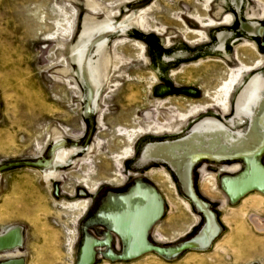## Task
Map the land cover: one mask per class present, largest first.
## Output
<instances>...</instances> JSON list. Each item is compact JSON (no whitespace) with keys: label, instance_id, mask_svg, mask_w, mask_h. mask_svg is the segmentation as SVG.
<instances>
[{"label":"rangeland","instance_id":"rangeland-1","mask_svg":"<svg viewBox=\"0 0 264 264\" xmlns=\"http://www.w3.org/2000/svg\"><path fill=\"white\" fill-rule=\"evenodd\" d=\"M237 75L223 112L216 104ZM251 81L264 98V0H0V168L8 167L0 237L16 230L21 239L0 251V264H82L87 241L89 264H264V229L253 224L264 222V190L228 191L250 164L191 167L192 191L218 235L205 249L168 256L197 238L207 217L167 161L146 157L196 134L203 146L216 140L214 151L248 137L256 102L244 115L236 106ZM209 121L225 132H203ZM186 151L181 144L172 154ZM254 164L264 170V149ZM153 169L156 185L129 175ZM137 188L156 194L162 210L146 250L129 255L131 238L109 216L144 207L122 200ZM192 217L182 236L169 227Z\"/></svg>","mask_w":264,"mask_h":264},{"label":"flooded vegetation","instance_id":"flooded-vegetation-1","mask_svg":"<svg viewBox=\"0 0 264 264\" xmlns=\"http://www.w3.org/2000/svg\"><path fill=\"white\" fill-rule=\"evenodd\" d=\"M233 84L234 82L232 80L226 84L227 87L224 95L225 103L222 106L225 109H227L228 107L227 99ZM255 97H256V85L252 84L244 94L242 100V108L248 109L251 102L255 101ZM263 116H264V101L260 100L258 103V111L252 115V126L250 129L249 136L240 141L231 140V148L228 149V151H226L225 148H219L217 151H214L212 147H204L198 150L197 144H190L188 145V148H186L187 151L182 156L175 157L172 154L175 147L167 149V147L164 145L161 151L156 149L153 154L160 156L162 159L167 161L174 168V170L178 172L180 178L184 183L185 190L188 194H191L190 192L191 167L201 159L218 161L222 159L241 158L244 159L248 164H250V166L253 169L252 176L250 179L244 182H231L228 184L229 192L233 196H238L245 189L251 187H259L264 189V170H262L260 167H257L254 164V157L256 155H259L264 149ZM196 139L197 137L194 136L193 143H196ZM136 197L141 198L145 201L144 207L138 209L134 213L127 212L121 215L109 216L113 225L116 226L119 230H122L126 235H128L131 238L129 255H136L146 250L147 248L146 232L150 224L153 223L152 221L155 220L160 215L162 210V205L159 202L157 195L155 194L151 195L148 192L143 191L139 188H137L131 195L123 198L122 200L127 206H129L130 200ZM203 208H205L204 204L200 206V209ZM261 222L259 226L260 229L263 228L262 223H264ZM8 233H6L5 235H7ZM216 237L217 236H215V238ZM91 248H92V242L87 241L83 249V258H82L83 263L88 259H91ZM13 262L14 261L9 263H13ZM9 263H5V264H9Z\"/></svg>","mask_w":264,"mask_h":264},{"label":"crops","instance_id":"crops-1","mask_svg":"<svg viewBox=\"0 0 264 264\" xmlns=\"http://www.w3.org/2000/svg\"><path fill=\"white\" fill-rule=\"evenodd\" d=\"M251 30H256V25H253L252 26V28H251ZM259 31V30H258ZM241 71L239 70L238 71V73H240ZM238 76L239 75H237V76H235L233 79H232V81L234 82V84H235V82H236V79L238 78ZM231 81V80H230ZM228 82H226L225 84H227ZM224 84V85H225ZM233 84V85H234ZM252 84H255L256 85V97H255V102H256V111L255 112H252L251 113V116L253 115V114H255L257 111H258V103H259V101L260 100H263L264 101V98H261L259 95H258V86H257V82L256 81H251L248 85H247V87H246V89L244 90V94H245V92L250 88V86L252 85ZM243 97H244V95H243ZM243 97L241 98V100L239 101V103H238V105L236 106V112H237V114L238 115H244L245 113H247V110L248 109H243L242 108V100H243ZM218 99H219V96H218V98L216 99V102L218 103ZM217 106H219L220 107V109L223 111V112H226L227 111V109H225V108H222V106H220L219 104H216ZM209 122H211V125L209 126V127H207V129H205L203 132H205L206 134L208 133V134H210V136L212 137V135L211 134H213L214 132L215 133H218V132H225L224 130V128L222 127V125L221 124H219V123H217V122H215V121H209ZM197 135V134H196ZM195 135V136H196ZM196 137H198V136H196ZM181 144H185L186 145V148H188V145H190V144H197L198 145V148L200 149V148H204V147H212L213 149H215L216 147H218V142L216 141V140H211V141H209L208 142V146H203L200 142H199V140L198 139H196V143H193V139H189V141H186V142H177V143H175V144H173L172 146H169V147H167V149H169V148H172V147H175L174 149H176V148H178ZM164 145H162L161 147H160V149H158V150H162V147H163ZM219 148H225V146H223V145H221V147L219 146ZM226 149V148H225ZM154 152H152V153H150V154H148L146 157H157V158H160V159H162L160 156H157V155H154L153 154ZM143 162H145V160H143ZM174 169V168H173ZM153 171H154V169H153ZM151 172V171H149V172H145V173H143V175H140V174H138L137 176H136V174L135 173H129V175L132 177H136V178H139V177H142V176H145L146 178H148L147 180H145L147 183H151L152 185H156V183L153 181V173H155V171L154 172ZM175 172H176V174H177V176H178V178H179V180L182 182V185H183V189H184V192L186 193V195L188 196V197H190L191 199H193L196 203L198 202V200L196 199V197H195V195H194V193H193V191H192V188L190 187V192H191V194H188L187 192H186V190H185V187H184V183H183V181H182V179L180 178V176H179V174H178V172L175 170ZM151 175H152V177H151ZM154 177H155V175H154ZM190 184H191V182H190ZM191 186V185H190ZM162 191V193H163V195L166 197V200L170 203V205H172V206H174V208H176V209H178V207H177V205H176V203H179V207L181 208H179L180 209V214L181 215H183V216H185L184 214H186L185 213V211H187L186 210V208H183L182 207V203H180V202H176V200H174V198H176L175 197V195H174V191H172L171 189H169V188H165V189H162L161 190ZM156 195V194H155ZM137 198V197H136ZM135 198H133V199H131L130 200V203L134 200ZM145 202V201H144ZM203 204V203H202ZM197 206H198V204H197ZM205 206V205H204ZM178 209V210H179ZM198 209L201 211V212H203L205 215H206V217H207V214L209 213L208 211H207V209H206V206H205V208H203V209H200L199 207H198ZM210 214V213H209ZM207 222H208V219H207ZM206 222V223H207ZM196 222H195V218L194 217H192V219H183L182 221L180 220L179 222H176L175 224H172V225H169V227H176V230H175V234H177V235H180V236H182V235H184L185 233H187V232H189L190 231V229L194 226V224H195ZM206 226V225H205ZM205 226H204V228H205ZM204 228L202 229V231L204 230ZM202 231L200 232V234L202 233ZM199 234V235H200ZM198 235V236H199Z\"/></svg>","mask_w":264,"mask_h":264},{"label":"bare ground","instance_id":"bare-ground-1","mask_svg":"<svg viewBox=\"0 0 264 264\" xmlns=\"http://www.w3.org/2000/svg\"><path fill=\"white\" fill-rule=\"evenodd\" d=\"M50 167V166H48ZM253 169H251L252 171ZM198 207L202 206V203L199 201L197 202ZM207 219L208 222L206 223V226L202 233L192 240L189 243H186L183 247L179 248L175 253L174 252H169L168 256H175L177 253H179L184 247H193V248H200V249H205L209 247L208 245L211 244L215 236L218 234V227L216 226L214 219L211 214H207ZM156 220V219H155ZM154 221V220H153ZM152 221V222H153ZM260 222L258 219L253 221V224L255 228L259 231L264 229V223H262L263 228L260 229ZM21 244V239H20V233L19 231L13 230L10 231L7 235L0 237V251H5L14 247H18ZM198 250V249H197ZM91 259H88L82 264H89ZM9 264H17L16 262L9 263Z\"/></svg>","mask_w":264,"mask_h":264},{"label":"water","instance_id":"water-1","mask_svg":"<svg viewBox=\"0 0 264 264\" xmlns=\"http://www.w3.org/2000/svg\"><path fill=\"white\" fill-rule=\"evenodd\" d=\"M13 165H17V164H13ZM11 166H12V165H11ZM6 168H8V167H2V168H0V171L5 170ZM251 176H252V171L250 172V175H249V177H248L246 180L250 179ZM246 180H243V181H236V182H244V181H246ZM251 188L262 189V188H259V187H251ZM251 188H247V189H245L242 193H244L246 190L251 189ZM262 190H264V189H262ZM228 191H229V188H228ZM242 193H241V194H242Z\"/></svg>","mask_w":264,"mask_h":264}]
</instances>
